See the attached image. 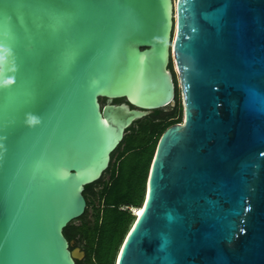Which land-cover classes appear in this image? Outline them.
Masks as SVG:
<instances>
[{
    "label": "water",
    "instance_id": "water-1",
    "mask_svg": "<svg viewBox=\"0 0 264 264\" xmlns=\"http://www.w3.org/2000/svg\"><path fill=\"white\" fill-rule=\"evenodd\" d=\"M171 62L114 264H264V0H0V264L83 260L63 230Z\"/></svg>",
    "mask_w": 264,
    "mask_h": 264
},
{
    "label": "trees",
    "instance_id": "trees-1",
    "mask_svg": "<svg viewBox=\"0 0 264 264\" xmlns=\"http://www.w3.org/2000/svg\"><path fill=\"white\" fill-rule=\"evenodd\" d=\"M123 102L124 100L113 101L114 104ZM165 109L154 111L151 118L164 115ZM175 112L173 108L170 118L173 119L171 115H175ZM172 119L165 126L162 123L152 124L149 119L135 122L133 125L138 124L137 130L132 128L133 125L127 130L122 141L123 150L106 171L109 172V180L99 190L95 188L102 179L84 188L86 209L75 220L80 221V224L74 225L73 221L63 230L67 241L80 245L85 253L83 260L76 261L75 264H114L120 245L134 221L133 212L141 208L143 203L158 136L168 126L181 123L180 119ZM90 207L93 209L92 219H89Z\"/></svg>",
    "mask_w": 264,
    "mask_h": 264
},
{
    "label": "rangeland",
    "instance_id": "rangeland-1",
    "mask_svg": "<svg viewBox=\"0 0 264 264\" xmlns=\"http://www.w3.org/2000/svg\"><path fill=\"white\" fill-rule=\"evenodd\" d=\"M174 108H175V110H176V112H175V115H171V117H173V119L172 120H178V119H180L181 121L180 122H182L183 121V106H182V101H181V96L180 95H178V97L176 98V104H175V106H174ZM173 111V110H172ZM171 111V112H172ZM170 119V120H171ZM170 120H167V121H165V122H162V125L163 126H165L166 124H167V122H169ZM137 127H138V124H135V125H133V129L134 130H137ZM166 130V129H165ZM164 130V131H165ZM164 131L158 136V139H157V143H156V147H155V150H154V155H155V152H156V150H157V146H158V144H159V141H160V138H161V136H162V134L164 133ZM128 133H131V132H128ZM117 150V149H116ZM123 150V143L121 144V146H120V148L118 149V152L117 151H115V153H114V157L112 158V160H111V162H110V164H113V162H114V159H115V157L118 155V153H120L121 151ZM153 158H154V156H153ZM152 161H153V159H152ZM152 163V162H151ZM102 181H101V183H100V185H98L95 189L96 190H99V187H101V185L103 184V183H105V182H107L108 180H109V172H106V173H104L103 174V176H102ZM88 213H89V219H92V215H93V209H92V207H90V208H88ZM133 214H134V212H133ZM132 214V215H133ZM73 224L74 225H79L80 224V221H75V222H73ZM72 245H73V247L75 248V247H81L80 245H75L74 243H72ZM114 261H115V259H114Z\"/></svg>",
    "mask_w": 264,
    "mask_h": 264
},
{
    "label": "flooded vegetation",
    "instance_id": "flooded-vegetation-1",
    "mask_svg": "<svg viewBox=\"0 0 264 264\" xmlns=\"http://www.w3.org/2000/svg\"><path fill=\"white\" fill-rule=\"evenodd\" d=\"M169 69H170V71L172 73V79H173V83L175 85V93H176V98H177L178 95H180V89L178 87L177 74H176V72L173 69L172 62L169 64ZM99 102H100L101 106H103L106 101L101 99ZM111 104H114V103L111 102ZM173 108L174 107H167L165 109V114L164 115L151 118V116L154 115V112H153V113H151L150 115H148L147 117H145L142 120L149 119L150 123H152V124H158V123L165 122V121L171 119L170 118V114H171V111L173 110ZM71 247H72V249H74L72 243H71Z\"/></svg>",
    "mask_w": 264,
    "mask_h": 264
},
{
    "label": "bare ground",
    "instance_id": "bare-ground-1",
    "mask_svg": "<svg viewBox=\"0 0 264 264\" xmlns=\"http://www.w3.org/2000/svg\"><path fill=\"white\" fill-rule=\"evenodd\" d=\"M175 2H176V1H175ZM141 209H142V206H141V208H139L138 210H135L134 215H135V216L139 215V214L141 213Z\"/></svg>",
    "mask_w": 264,
    "mask_h": 264
}]
</instances>
